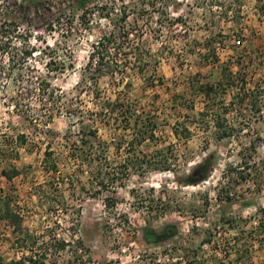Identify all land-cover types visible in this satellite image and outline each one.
<instances>
[{
    "label": "rangeland",
    "instance_id": "obj_1",
    "mask_svg": "<svg viewBox=\"0 0 264 264\" xmlns=\"http://www.w3.org/2000/svg\"><path fill=\"white\" fill-rule=\"evenodd\" d=\"M160 12L144 15L138 35L156 55V88L130 70L95 86L85 68L107 22L86 30L75 0H0V198L22 230L0 222V264H264V0H173ZM105 101L156 119L155 140L131 148L116 116L97 117ZM219 125L233 136L220 139ZM83 126L103 142L91 150L103 186L75 165ZM158 154L171 171L142 172L134 160ZM205 163L209 177L189 185ZM167 226L174 238L145 241Z\"/></svg>",
    "mask_w": 264,
    "mask_h": 264
},
{
    "label": "trees",
    "instance_id": "obj_2",
    "mask_svg": "<svg viewBox=\"0 0 264 264\" xmlns=\"http://www.w3.org/2000/svg\"><path fill=\"white\" fill-rule=\"evenodd\" d=\"M76 6L79 11L82 12L81 21L85 25L86 30L92 29V24L94 19H99V23L107 22L110 25V30H104L100 37L97 39L96 43L93 45L91 51L89 62L85 68V73L92 83L96 86L98 81L104 75L114 76L117 73H121L124 77L129 73V70L134 72L135 75L139 74L142 76L144 82L148 87L156 88L155 82L157 78V59L156 55L152 53L151 49L141 40L138 39V35L142 28L140 22L143 21L144 15L153 14L160 12L157 7H161L162 10L167 11L169 5L173 0H75ZM240 1V0H238ZM148 8H151L150 10ZM160 12L164 15L165 13ZM61 19L58 20V24ZM97 24L98 21H96ZM11 25L12 34H14L17 27L13 24ZM52 25L51 28H53ZM61 26V25H59ZM9 28V27H8ZM52 30V29H51ZM10 30H8V34ZM131 36H134V39L131 40ZM136 38V39H135ZM140 38V37H139ZM12 37H8V61L13 63L14 66H18L19 63L15 62V54H12L15 46L12 42ZM33 54L32 51H26L23 54V62L26 63L28 58ZM4 53H2V44L0 43V59L2 61ZM119 59L123 61H119ZM49 66V64H48ZM222 69V68H221ZM229 73L228 78V88H234L236 85L232 82L233 72L230 69H225ZM155 79L157 81H155ZM159 82H162L159 81ZM126 86H131L129 83ZM201 92L206 96L214 91L213 86L210 84L205 85V87H200ZM245 91V86L240 89V91ZM45 92V90H43ZM96 99L101 100V94H96ZM245 99H241L243 104ZM101 111L97 114V117L100 121L106 123V117L108 113L113 116H116V120L120 123V126L124 132H132L134 134V139L129 142L131 148L135 147V144L142 146L145 142L155 140L156 130H157V121H153V118L147 115L144 112L139 113V111L134 110L132 106H129L126 102H110L105 101L101 105ZM256 112L261 111V107H255ZM95 119V117H93ZM83 125V124H82ZM219 131L221 135L220 139L231 138L232 131L229 128H225L222 125H219ZM184 133L181 132L179 126L174 127V133L177 138H188L190 131L188 128L183 129ZM79 143L80 146H76L73 153V159L75 165L78 169L81 170V167L87 163L93 171L91 174L95 180V185L103 186L104 184V175L102 162L103 157L93 153L91 150L94 149L96 143L98 145V150H102L103 142L99 138L98 131L91 129L90 127H82L80 131ZM164 156L159 154L156 157H149L148 155L137 157L135 160L144 172L145 170L153 171H171L167 168V163L169 159H164ZM165 160L164 167H160L161 161ZM122 165L123 168L127 169L131 163L130 156L126 157ZM94 168V169H93ZM162 168V169H161ZM57 167H53V170L56 172ZM210 168L207 163L205 165H198L193 174L188 176L187 183L189 185L199 184L205 181L209 177ZM126 174V173H125ZM3 176L8 180H12L14 177L18 176L17 171L8 173L3 171ZM93 183V184H94ZM6 221L10 222L13 227V232H21V218L19 215L14 213L11 209L10 201L7 199L0 198V222ZM162 236H158L156 232L152 229L145 231L144 238L145 241L152 245L159 241H168L174 238L177 235V230L173 226H167L163 231ZM64 248V247H63ZM32 261V258H30Z\"/></svg>",
    "mask_w": 264,
    "mask_h": 264
}]
</instances>
